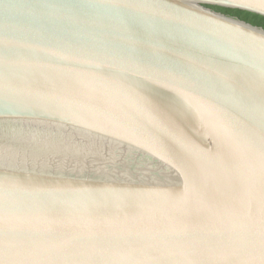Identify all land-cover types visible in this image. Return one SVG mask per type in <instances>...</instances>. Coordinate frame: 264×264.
<instances>
[{
    "label": "water",
    "instance_id": "1",
    "mask_svg": "<svg viewBox=\"0 0 264 264\" xmlns=\"http://www.w3.org/2000/svg\"><path fill=\"white\" fill-rule=\"evenodd\" d=\"M264 0H0V264H264Z\"/></svg>",
    "mask_w": 264,
    "mask_h": 264
},
{
    "label": "trees",
    "instance_id": "2",
    "mask_svg": "<svg viewBox=\"0 0 264 264\" xmlns=\"http://www.w3.org/2000/svg\"><path fill=\"white\" fill-rule=\"evenodd\" d=\"M209 7L215 11L221 12L231 17H235L237 19L243 20L247 23L264 29V16L262 15L240 9L220 7L215 5H210Z\"/></svg>",
    "mask_w": 264,
    "mask_h": 264
}]
</instances>
